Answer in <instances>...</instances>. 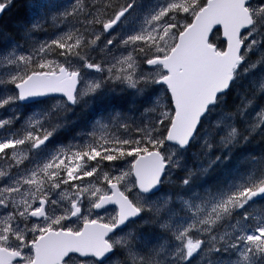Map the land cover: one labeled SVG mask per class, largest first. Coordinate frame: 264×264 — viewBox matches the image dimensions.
Segmentation results:
<instances>
[{
	"label": "snow or ice",
	"instance_id": "obj_1",
	"mask_svg": "<svg viewBox=\"0 0 264 264\" xmlns=\"http://www.w3.org/2000/svg\"><path fill=\"white\" fill-rule=\"evenodd\" d=\"M16 6L0 264H264V0Z\"/></svg>",
	"mask_w": 264,
	"mask_h": 264
},
{
	"label": "trees",
	"instance_id": "obj_2",
	"mask_svg": "<svg viewBox=\"0 0 264 264\" xmlns=\"http://www.w3.org/2000/svg\"><path fill=\"white\" fill-rule=\"evenodd\" d=\"M19 3H20V0H17V6H16V7L19 6ZM16 7L12 8V9L6 14V16H5L6 19H7L9 16H11L13 13L16 12ZM212 40L218 42V37H217L216 35H214V36H212ZM86 117H87V113H86V112H84V113H82V114H75L74 117H70L71 119H73L74 121H76L77 127H75L74 129H72V130H70V131L64 133V134L61 135V136L67 135V134H69L71 131L74 132V131H76V130H79L78 128L81 127V126L83 127V126L85 125V123H86ZM196 150H197V149H196ZM196 150H195V151H196ZM190 162H191V161H190ZM253 212H254V213H257V214L264 212V203H259V204H257L256 206H254V207H253Z\"/></svg>",
	"mask_w": 264,
	"mask_h": 264
},
{
	"label": "bare ground",
	"instance_id": "obj_3",
	"mask_svg": "<svg viewBox=\"0 0 264 264\" xmlns=\"http://www.w3.org/2000/svg\"><path fill=\"white\" fill-rule=\"evenodd\" d=\"M49 31L51 32L52 29H49ZM38 38L43 39V38H44V35H43V34H40ZM2 111H5V110H0V113H1ZM75 114H82V112H80L79 110H77L76 113H74V114H70V117H74ZM81 127H82V126H81ZM81 127H79L78 129L80 130ZM73 129H74V128H73ZM79 130H76V131H74V132L71 131V132H70L69 134H67V135L60 136V138H59V139H60V142H62V143H67L68 141H70V140L72 139L73 136H75L76 132L79 131ZM197 148H198V145H197V146H194L193 151H195ZM189 162H190V161H189ZM190 163H191V162H190Z\"/></svg>",
	"mask_w": 264,
	"mask_h": 264
},
{
	"label": "rangeland",
	"instance_id": "obj_4",
	"mask_svg": "<svg viewBox=\"0 0 264 264\" xmlns=\"http://www.w3.org/2000/svg\"><path fill=\"white\" fill-rule=\"evenodd\" d=\"M146 2H151V0H146ZM3 94H5V90L3 88H0V95H3ZM4 115H7V110L2 111L0 113V117H2ZM251 211H253V209H251Z\"/></svg>",
	"mask_w": 264,
	"mask_h": 264
}]
</instances>
